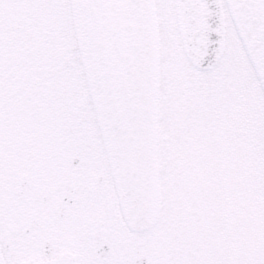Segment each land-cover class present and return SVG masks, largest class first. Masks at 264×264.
<instances>
[{
  "label": "snow or ice",
  "instance_id": "obj_1",
  "mask_svg": "<svg viewBox=\"0 0 264 264\" xmlns=\"http://www.w3.org/2000/svg\"><path fill=\"white\" fill-rule=\"evenodd\" d=\"M0 264H264V0H0Z\"/></svg>",
  "mask_w": 264,
  "mask_h": 264
}]
</instances>
